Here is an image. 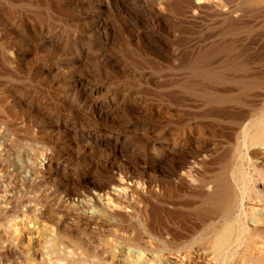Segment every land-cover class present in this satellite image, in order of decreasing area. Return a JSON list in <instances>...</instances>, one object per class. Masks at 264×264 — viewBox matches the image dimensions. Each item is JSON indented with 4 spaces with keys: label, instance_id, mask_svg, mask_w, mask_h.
Wrapping results in <instances>:
<instances>
[{
    "label": "bare ground",
    "instance_id": "1",
    "mask_svg": "<svg viewBox=\"0 0 264 264\" xmlns=\"http://www.w3.org/2000/svg\"><path fill=\"white\" fill-rule=\"evenodd\" d=\"M4 1L36 7L44 2L47 8L60 15L67 13L71 16L70 20L72 18L74 22L81 21L86 25L91 35L88 38L78 35L76 29L65 31L62 27L54 28L53 24L48 26L46 24L51 22L46 20V26H42V22L38 26L40 23L30 22L25 12L17 10V13L16 9L4 8V5L0 7V45L9 55L1 61L4 60L12 68H19L32 53L39 52L40 59L36 62L31 60L34 63L30 62V69L28 67L38 82L51 76L54 80L57 77L61 96L70 99L73 111L84 109L100 119L128 116L122 132L132 140L139 139L142 131L140 124L146 122L141 113L153 116L157 109L152 108L147 98L138 96L136 88L128 90L127 86L133 87V83L128 85V82L155 86L162 80L169 82L178 78L185 83L188 91L180 89L172 93L169 100L174 104L171 107L174 122L161 129L156 139L152 140L149 136L150 152H153L157 162L167 159L178 162L167 173L161 176L154 174L152 180H145L143 174L118 167L101 172L95 165L97 162L89 163L83 166V177L87 180L82 183L86 191L80 193L75 189L74 192L73 188L77 185L74 182L80 179L74 181L77 172L70 170L68 157H64L62 166L58 163L53 165L50 156L42 157L40 168H36L35 157L26 158V167L34 176L38 174L37 177L44 180L45 176L54 175L57 178L61 175L62 184L70 188L65 190L64 197L58 199L62 213L58 221L48 220V217L36 237H30L32 225H41L44 221L33 223L34 219L23 218L16 222L10 217L1 222L0 264H264V96L255 103L248 101L250 91L241 92L237 96L238 101H242L239 108L205 109L200 102H219L230 91L224 87H211L206 82H202L204 86L201 89L190 88L187 85L191 81L201 82L202 79L190 78L185 71L183 75L173 77V72L166 70L164 79H161L150 68L147 71L140 67H165L170 70L171 67L178 68L175 66L195 68L207 63V59L199 57L200 52L196 50L195 53L191 50L188 54L182 52L177 55V51L174 53L168 46H162L159 39L157 41L155 28L171 22L163 13L168 14L171 0ZM242 1L253 10H264V0ZM176 9L181 20L195 19L205 11L225 12L220 0H177ZM119 19L123 20L122 25L116 23ZM126 28L133 33L128 42L121 41ZM131 46L136 47L143 58L125 57L123 53ZM26 47H30L32 53L23 52ZM218 61L220 65L221 60ZM211 63L217 65L216 60ZM133 64L139 65L142 71L134 68ZM88 71H96L94 73H99V78L105 77V83L110 81L108 84H112L89 85L86 81ZM258 83L254 80L248 85L258 86ZM17 102L34 110L44 120H51L38 105L29 104L24 99ZM182 106L188 108L184 116L179 114V107ZM5 114L13 122L20 118L11 105L0 102V115ZM218 115L222 116V120L223 117L228 119L230 124L228 131L232 148H228L223 156L217 153V143L205 140L207 136L214 137L219 129V126L205 123V119L211 116L219 118ZM64 122L59 128L62 140L69 147H87L95 141L98 145H107L115 156L125 157L126 147L122 148L119 139L109 141L100 138L101 133H96L95 120L80 127ZM29 130L26 128L24 131ZM40 149V146L36 147L35 152ZM2 157L7 161V151ZM72 172L74 175L67 176ZM45 193H41L42 200L47 199ZM73 194L78 199L68 201L67 196ZM3 198L4 194H1L0 204L4 203ZM21 207L22 199L19 197L15 200L16 211L13 212L16 218L20 216ZM5 210L7 208L0 206V214H5ZM34 212L39 219L43 217L40 214H45L40 209ZM17 223H21L22 227L12 229Z\"/></svg>",
    "mask_w": 264,
    "mask_h": 264
},
{
    "label": "rangeland",
    "instance_id": "2",
    "mask_svg": "<svg viewBox=\"0 0 264 264\" xmlns=\"http://www.w3.org/2000/svg\"><path fill=\"white\" fill-rule=\"evenodd\" d=\"M0 2V7L5 5L4 8L7 6L6 8L8 9H16L15 11H21L20 13L25 12L26 16H29L27 17L30 22H36V24L37 22L40 23L38 26H40L42 22V26L50 25L52 27L54 25V28L57 29L62 27L61 29L65 31H74L76 29L75 31H77L78 35L80 36H84L86 38L91 36L86 25L83 22H74L75 19L72 18L70 20L69 18L71 16L69 14L67 16V13H64V15L66 14L65 16L67 17L62 15L63 13L60 15L57 11H53L52 9L47 8L46 3L44 2L42 4L43 6L39 5L38 7L29 5L26 6L25 3L7 4V1L5 2L4 0H0ZM170 2L171 9L168 11V14L166 12L163 13L168 16L169 20L171 19V22H169L168 24L167 21L165 22L167 24L164 23L163 26L155 28V32L157 34L155 35V37L157 41L159 39L162 42V46H165L166 48L168 46V49H171L170 51L173 50L174 53L177 51V55L178 53L182 52L190 53L191 50L195 53L196 50L198 53L200 52L198 55L199 57L207 59V63L201 67L195 68H180L181 66H175L179 69L171 67L170 70L165 69V67L151 68L150 66L147 67L144 65H142L143 67H140L145 70L147 68H150V71H155L154 73L157 75V77H160L161 79H164L163 76L166 74L167 71H172L173 73H171L173 74V77L179 76L181 74L183 75V73L185 72L186 75L190 78L192 77L194 79H197V77H201V82L191 81L189 83L190 85H187L190 88L197 87L196 89H201V87L203 88L204 86L201 84H204L206 82L205 84H210L211 87L213 85V87H224L225 89H228L230 91V94L225 95V97L223 98H220L221 100L219 102H200L202 104V108L205 109L215 110L227 106H236L237 108H239L240 106H242V101H238L237 96L241 92L246 91H250L248 101L256 103L258 100H260V98L264 96V87H262L264 86V10H253L249 8L246 4H244L242 0H220V6L225 11L224 14H219L214 11H205L204 13L197 16L195 19H187L188 21L183 19L186 21L185 22L181 20L182 17L179 16V13H177V0H171ZM38 15L40 17H38ZM44 20L49 21L51 23L46 24ZM233 20H236V22H232ZM122 22L123 20L119 19L116 23L122 25ZM132 36L133 33L129 30V28H126L125 30H123L121 41L128 42V40ZM228 45L230 47H228ZM225 46L227 49L225 48ZM30 49V47H26L23 49V52L31 51L32 53V50ZM178 50L182 51L180 52ZM128 52L130 53L128 54ZM7 53V50H3L2 46L0 45V102L1 104L4 102V104L7 103L9 106L11 105V107H13L16 112H18V115L20 117L19 119L21 120L18 119L16 122H13L14 120L9 117L7 118V114L2 116L0 115L2 117H0V195L4 194L5 197L3 198L4 203H1L0 206L4 209L7 208V211L5 210V214H0V224H2L1 222H3L4 219H10V217H12L13 220L16 222H19L23 218H27L29 220L31 219L32 221L34 219L33 223L36 220H39L41 223L44 221L41 225L40 223L39 225H36V223L34 224L35 226L32 225V232L30 233V237H36V234L39 230H41V228H43L42 225H44L45 220L47 221L48 217V220L54 219L53 221L56 222L62 214L58 207V199L64 197L65 190L70 187L62 184L63 182L61 181V175L57 178H55L54 175L45 176L46 178L44 180H41V178L37 177L38 174L34 176L32 172H29L30 169H28V166L26 167L27 159H31L33 157H35L34 159L38 163L36 168H40V164L42 163V157L49 158L50 156L52 157L51 163L53 165L58 163L60 166L63 165L62 160H64V157H68L70 160H68L70 166L69 168L71 171L77 172V177L73 174V172L70 174L67 173V176L74 175V181L80 179L74 182L77 185L75 188H73L74 192L76 189V191L78 190L80 193L86 191L82 183L86 182L87 180L86 177H83V166L90 165L91 163L95 164L97 162L95 165H97L98 169H100L101 172H105V170H108V168L110 167H118V169L120 170L128 169L136 174H143L144 176H142L145 178V180H152L154 174H165L177 166L178 162L174 159H167L166 161L157 162V159L153 156V152H150L151 143L149 140V136L152 140L156 139L160 135V132L162 131L161 129L168 128V126L174 122L171 114V107H173L174 104L173 101L169 99H172V93L175 92V90L177 91L181 89L182 92L188 91V89H186L185 87V83H182L178 78L176 80L177 82L174 79H171L169 82L162 80L158 85L155 86L146 85L144 83H141L142 85L139 86L137 84L135 85L134 82H128V85L133 83L131 84V87L133 85L132 88L126 85L128 90L133 91L132 89L136 88L134 90L139 91L138 96L147 98L150 102V105L153 106L152 108L154 110L157 109L155 112L156 115L154 114L153 116H150V114H146L145 112L141 113V118L143 117L142 119L146 122L140 124L142 131L140 132L141 134L138 136L139 139L137 138L136 140H132L129 138L128 135L124 136L122 132V128L124 127L123 125L128 119V116L100 119L96 117V114L92 115V113L90 114V112H87L84 109L73 111V109L71 110V106L69 105L70 99H65L63 98V96H61V92L59 91L60 88H58L59 86L56 82L58 81L57 77H55L56 79L54 80V76H51L45 79V82H38V78L31 74L29 71V63H34L32 62L33 60L36 62L38 61V59H40L38 58L40 57L39 52H36V55L32 53L30 57H28V59H25V62H23V64H21L19 68H12L5 64L3 62L4 60L1 61L3 57L6 58V56L9 55ZM123 55L128 58L131 56L136 58H139L137 56H140V58H143V54L140 53V51H138L137 48L133 46L127 48L126 52L123 53ZM238 57L240 60L238 59ZM213 59L216 60V63L219 62L218 59H220V65L219 63H217V65H212L213 63L211 62L215 61ZM224 61H227V63H222ZM135 67L140 69H138V71H142L139 65L137 67L135 64L134 68ZM225 67H227V69ZM94 72L96 71H88V73H86V79L88 77V79L86 80L87 83L89 85L90 83H94L95 85L99 86L102 85L103 82L105 83V77H102L103 79L99 78L101 77L100 75H97L99 73L96 74ZM211 72H213V75L215 73L216 76H213ZM254 80L256 82H259L258 86H249V82ZM109 82L110 81L106 82L105 84L107 85ZM94 84L92 85L95 86ZM170 92L171 94H169ZM17 99L22 101L23 99L25 101L27 100L29 104L31 103L34 106L38 105L39 109L42 112H45L51 117V120H44L43 117L37 114L34 110H30L26 107L20 106V104H18L19 102L16 103V101H18ZM179 109V114L184 116L188 108L182 106L179 107ZM194 109L195 111H197L196 108H192L191 110ZM220 117L219 118L221 120L219 118H216L215 116H211L205 119V123H207L208 125L219 126L218 133L216 134L217 136L215 135L217 138L215 136H207L205 140L212 141L214 142L213 144L217 143V153L218 155L223 156L229 149L232 148V143L228 131L230 125L229 120L224 119V117L222 120V116ZM65 120H67V122ZM93 120H95L96 123H94L96 129L98 130L96 133L98 135H100L101 133L100 138L109 141H114L115 139L120 140L122 148L126 147V152L124 155L125 157L118 155L115 156L107 147V145H98V143H95V141H92L93 143L90 142L91 144L89 143L87 147L78 146L72 148L68 146L67 142L62 140L61 129L59 128L62 125V122L65 121L64 123H67L69 126L74 125L76 127H80V125L82 124L84 125L88 122L92 123ZM144 127H147L145 128L146 130L144 129ZM222 127L224 128V130ZM26 128H29L30 130L28 132L24 131L26 130ZM220 128L222 129V131ZM219 132L220 134H222L219 135ZM225 137L229 138L230 140ZM39 146L41 149L39 150V152H35L36 147ZM4 151H7V161L4 159V157H2L4 156ZM32 152L34 153V155ZM181 157L180 159L182 161V158L184 157ZM209 162H211V160ZM110 164L112 166H110ZM21 166L24 167L23 170ZM211 166L215 167L214 165ZM31 177L34 178L35 181H30L32 179ZM82 177L84 181L82 180ZM32 182L34 184H39L33 186ZM42 190L44 191V193L46 192L45 194H47L46 200L41 199V193H43ZM19 197L22 199L21 211L26 212L24 213L20 211V216L16 218V215L13 212L16 211L15 200ZM67 197H69L68 201L70 202L76 201L78 199V196L75 194ZM50 204L52 205L51 207H49ZM35 209H40L42 213L45 212V214H40V216H43L42 218H38L39 215L34 212ZM17 224L18 225L13 226L12 229L22 227L21 223ZM4 245L9 244L5 243Z\"/></svg>",
    "mask_w": 264,
    "mask_h": 264
}]
</instances>
